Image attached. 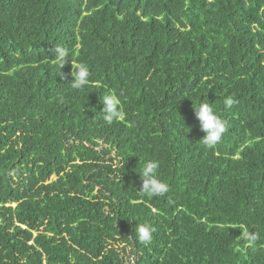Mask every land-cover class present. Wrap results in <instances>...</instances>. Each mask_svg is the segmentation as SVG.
Instances as JSON below:
<instances>
[{
	"label": "trees",
	"instance_id": "trees-1",
	"mask_svg": "<svg viewBox=\"0 0 264 264\" xmlns=\"http://www.w3.org/2000/svg\"><path fill=\"white\" fill-rule=\"evenodd\" d=\"M0 264H264V0H0Z\"/></svg>",
	"mask_w": 264,
	"mask_h": 264
},
{
	"label": "clouds",
	"instance_id": "clouds-1",
	"mask_svg": "<svg viewBox=\"0 0 264 264\" xmlns=\"http://www.w3.org/2000/svg\"><path fill=\"white\" fill-rule=\"evenodd\" d=\"M53 52L57 66L62 67L69 57L68 51L63 47L56 46ZM71 64V75L74 79L71 82L70 88L80 90L88 86L90 71L87 66L84 64L74 65L72 62ZM224 104L226 108H231L234 104V100L228 97L224 100ZM119 105L120 101L117 96L110 94L103 97L104 107L101 112L105 122L111 124L114 120L123 118V113ZM194 109L195 117L199 121L200 128L206 133L201 139L202 143L209 148L217 146L222 141L223 135L227 131L225 121L217 115L212 104L209 102H202L194 106ZM158 168L159 162L155 160L147 161L139 172L142 179L140 191L150 197L163 196L169 190L168 185L158 177ZM153 231L154 229L149 224H137L135 226L137 239L144 244L151 242Z\"/></svg>",
	"mask_w": 264,
	"mask_h": 264
},
{
	"label": "rangeland",
	"instance_id": "rangeland-1",
	"mask_svg": "<svg viewBox=\"0 0 264 264\" xmlns=\"http://www.w3.org/2000/svg\"><path fill=\"white\" fill-rule=\"evenodd\" d=\"M52 178H53V179H55V178H56V176H55V175H53V176H52ZM122 245H123V244H122ZM129 250H130V248H129V246H127V251L129 252Z\"/></svg>",
	"mask_w": 264,
	"mask_h": 264
}]
</instances>
